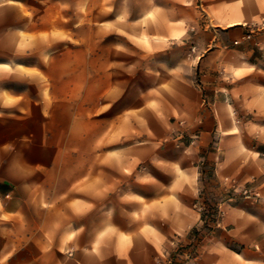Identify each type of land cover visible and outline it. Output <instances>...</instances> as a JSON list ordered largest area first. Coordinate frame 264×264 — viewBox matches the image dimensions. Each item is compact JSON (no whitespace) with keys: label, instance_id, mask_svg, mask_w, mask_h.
I'll return each mask as SVG.
<instances>
[{"label":"crops","instance_id":"crops-1","mask_svg":"<svg viewBox=\"0 0 264 264\" xmlns=\"http://www.w3.org/2000/svg\"><path fill=\"white\" fill-rule=\"evenodd\" d=\"M141 11L115 27L142 53L119 55L105 93L115 116L99 139L112 148L72 167L58 194L53 23L0 0V264L164 263L171 241L202 225L200 158L222 212L195 263L264 264V204L238 194L264 196V0H149ZM178 124L190 143H162Z\"/></svg>","mask_w":264,"mask_h":264},{"label":"rangeland","instance_id":"rangeland-1","mask_svg":"<svg viewBox=\"0 0 264 264\" xmlns=\"http://www.w3.org/2000/svg\"><path fill=\"white\" fill-rule=\"evenodd\" d=\"M19 1L32 9L34 18L41 15L42 19H51L52 31L56 34L53 45L58 49L50 64V78L57 96L56 190L58 194H64L67 184L76 178L77 173L72 167L86 163L94 165L96 150L112 148L111 144L104 145L99 139L100 133L110 123L109 120L115 116L113 105L108 104L111 100L105 93L118 77L114 70L117 68L116 59L119 55L140 57L142 53L129 43L125 35L117 32L115 27L126 26L130 20L136 19L149 0H49L47 9L41 10L33 4V0ZM42 6L41 4V8H45ZM44 29L42 26L30 30ZM42 68L48 66L42 64ZM258 73L262 74L261 71ZM194 84H202L197 70ZM247 126L240 125L243 132L247 131ZM183 127L178 124L174 129L168 128L160 138L162 143L189 144L191 137L185 134ZM198 166L202 172L198 207L201 215H204V221L210 222L209 226L212 227L216 224L209 221L208 213L215 203L207 190L211 182L208 174L211 165L200 158ZM210 227L204 229L202 221L201 227L185 243L186 247L194 242L198 233L204 235Z\"/></svg>","mask_w":264,"mask_h":264},{"label":"built area","instance_id":"built-area-1","mask_svg":"<svg viewBox=\"0 0 264 264\" xmlns=\"http://www.w3.org/2000/svg\"><path fill=\"white\" fill-rule=\"evenodd\" d=\"M249 33L245 35V37H249ZM239 196L243 199L250 200L252 202H260L264 204V196H261L258 191L254 190L250 186H244L239 191ZM215 210V221L214 223H218V217L221 214V209L217 204L214 205ZM203 233H198V237L194 240V242L186 247L185 244L181 242L175 241L174 239L171 241L172 250L166 256V260L161 264H196L195 263V254H194V246L200 240Z\"/></svg>","mask_w":264,"mask_h":264},{"label":"trees","instance_id":"trees-1","mask_svg":"<svg viewBox=\"0 0 264 264\" xmlns=\"http://www.w3.org/2000/svg\"><path fill=\"white\" fill-rule=\"evenodd\" d=\"M210 209H211V210H210V212L208 213V214L210 215L209 221L214 222V221H215V215H214V214H215V210H216V209H215L213 206H211ZM201 219H202V221H203V228H204V229H205V228L208 229V228L210 227V226H209V225H210V222H208V221H204V220H205L204 215H203V216L201 215ZM194 233H196V230H193V234H194Z\"/></svg>","mask_w":264,"mask_h":264}]
</instances>
